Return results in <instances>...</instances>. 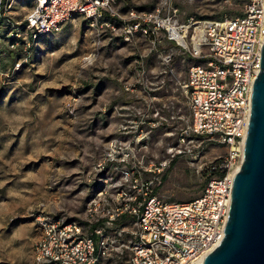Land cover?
Masks as SVG:
<instances>
[{"label": "rangeland", "instance_id": "obj_1", "mask_svg": "<svg viewBox=\"0 0 264 264\" xmlns=\"http://www.w3.org/2000/svg\"><path fill=\"white\" fill-rule=\"evenodd\" d=\"M156 1H117V7L150 11ZM245 2L173 4L184 20L241 15ZM35 4L7 0L0 6V264H36L39 217L82 223L97 190L96 166L112 140L138 144L144 166L164 163L155 193L165 201L198 196L207 176L200 166L226 152L203 136L197 161L172 156L189 142L177 87L191 60L178 49L169 46L171 61L161 64L162 51L143 36L125 40L80 16L33 36L23 24ZM143 75L152 76L154 94L142 91Z\"/></svg>", "mask_w": 264, "mask_h": 264}, {"label": "built area", "instance_id": "obj_2", "mask_svg": "<svg viewBox=\"0 0 264 264\" xmlns=\"http://www.w3.org/2000/svg\"><path fill=\"white\" fill-rule=\"evenodd\" d=\"M117 1L127 0H36L23 25L38 36L80 16L125 40L143 36L162 51L161 64L171 61L169 46L178 49L191 60L177 87L187 108L184 134L189 142L172 156L187 154L197 161L204 153L203 136L225 146L226 152L200 166L207 176L198 196L165 201L155 193L164 163L144 166L138 144L112 140L96 166L97 190L85 206L82 223L38 218L34 262L203 264L223 238L232 180L242 161L251 88L264 41V0H246L241 15L184 20L174 0H157L150 11L128 8L125 13ZM142 77V91L154 94L152 76Z\"/></svg>", "mask_w": 264, "mask_h": 264}, {"label": "water", "instance_id": "obj_3", "mask_svg": "<svg viewBox=\"0 0 264 264\" xmlns=\"http://www.w3.org/2000/svg\"><path fill=\"white\" fill-rule=\"evenodd\" d=\"M223 238L203 264H264V41Z\"/></svg>", "mask_w": 264, "mask_h": 264}]
</instances>
